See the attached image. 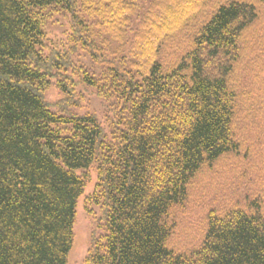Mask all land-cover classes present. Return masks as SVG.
I'll use <instances>...</instances> for the list:
<instances>
[{
  "label": "trees",
  "instance_id": "trees-1",
  "mask_svg": "<svg viewBox=\"0 0 264 264\" xmlns=\"http://www.w3.org/2000/svg\"><path fill=\"white\" fill-rule=\"evenodd\" d=\"M54 15L70 34L45 47ZM258 60L264 0H0V264H67L91 168L85 203L101 217L84 264H264V187L215 207L194 196L197 177L264 145V89L233 78ZM69 70L112 103L109 134L92 114L48 108L51 78L73 94ZM195 204L199 237L174 250Z\"/></svg>",
  "mask_w": 264,
  "mask_h": 264
},
{
  "label": "rangeland",
  "instance_id": "rangeland-1",
  "mask_svg": "<svg viewBox=\"0 0 264 264\" xmlns=\"http://www.w3.org/2000/svg\"><path fill=\"white\" fill-rule=\"evenodd\" d=\"M44 34L45 42L47 40V42L45 43V47H50V45L54 42L61 43L66 41L67 37L70 34L68 19L56 16L52 17V20L49 21L44 27ZM109 44L110 51H114L115 49H117V44L113 42H109ZM79 55V66H81L82 68H93L97 73L100 72V70L102 69L100 62L98 64L94 63L93 60L83 52H81ZM105 58H110L106 52ZM234 74L235 75H233V78L235 79L243 78V80L241 81L242 85H250L247 92L254 94L255 97L260 96L258 91L264 89V62L262 60L256 61V67L251 65L244 67L241 75H239V70ZM65 75L70 78V85L73 84V94H69V96L66 98L61 94L60 90L57 87V84L61 82L59 81L60 78H51L49 85L46 87L42 94V97L47 103L50 111L53 113H58L59 111H70L74 115L78 116L92 114L103 126L105 132L109 134L107 130V122L112 119V103H107L106 101L99 98L95 94L93 89L82 85L76 79L71 70H69L68 73H65ZM243 93L244 90H242V94ZM241 98V101L243 102H248L252 99L245 93ZM245 105L251 106L249 109V111L251 112L253 108H257L256 106H258V103L254 102L252 103V105L244 103V105H242V108ZM240 115L241 114L236 116L239 117ZM262 148L261 151L258 152L257 156L251 161V163L243 162V166H240V168L239 166L223 167V164H225V162H223L221 167L222 169L218 167V171L214 173L215 177H213V175H211L210 173H206L202 176L197 177L194 185L198 186V188L194 192V196L198 199H202V197H204L203 200H206V204L208 205V207H215L229 200L232 201L236 199V197L239 196V192L237 193L238 188L242 187L246 182H250V187L252 188L264 187V145ZM229 164L230 163H227V165ZM255 170L256 172L253 173ZM251 179L255 180V185L251 184L253 182L251 181ZM95 183V170L94 168H91L90 180L87 183L82 196L77 202L76 219L73 227L74 239L72 242L71 250L68 254L67 264H84L87 252L89 250L91 235L98 232L95 219L101 217L99 210L98 208L88 206L85 203L86 198L92 194ZM202 188L204 189L200 191V189ZM195 206V216L187 215L184 216V218L182 217L179 219L180 224L176 226V231L169 240V245L174 250L190 249V247L192 246L191 244L193 242H196L199 237V233L196 232V227L191 226V224H196V221L199 220V211L197 210V204H195ZM191 209H193V207ZM199 229L200 231H202V226Z\"/></svg>",
  "mask_w": 264,
  "mask_h": 264
}]
</instances>
